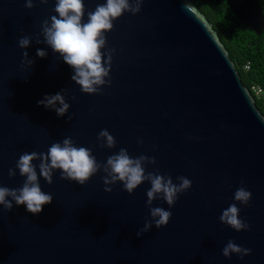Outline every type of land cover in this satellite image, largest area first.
Masks as SVG:
<instances>
[{"label":"water","instance_id":"water-1","mask_svg":"<svg viewBox=\"0 0 264 264\" xmlns=\"http://www.w3.org/2000/svg\"><path fill=\"white\" fill-rule=\"evenodd\" d=\"M225 1L238 20L262 35L258 0ZM83 2L86 23L87 12L106 0ZM34 4L27 9L24 0H0V186L22 187L26 178L16 169L21 154L47 153L70 137L101 164L120 148L133 158L155 157L147 172L170 175L177 184L184 176L192 187L170 209L167 226L153 225L138 237L151 220L150 182L132 194L117 182L108 193L103 171L82 186L60 179L57 170L52 185L39 178L41 190L53 196L41 213L14 201L10 212L0 206V264H264V116L196 3L144 0L138 14L114 20L102 49H114L111 83L98 94L83 93L71 79L72 67L43 43L41 25L57 15L56 0ZM22 36L31 37L27 49L18 45ZM37 49L47 56L38 57ZM24 51L31 66L23 62ZM62 91L70 104L63 117L38 105ZM104 129L115 148L99 146ZM33 163L39 176V161ZM241 186L252 194L248 205L234 200ZM233 203L249 230L237 232L220 221ZM152 207L169 210L160 199ZM229 240L251 254L225 258Z\"/></svg>","mask_w":264,"mask_h":264},{"label":"clouds","instance_id":"clouds-1","mask_svg":"<svg viewBox=\"0 0 264 264\" xmlns=\"http://www.w3.org/2000/svg\"><path fill=\"white\" fill-rule=\"evenodd\" d=\"M144 0H106L98 4L94 11L87 12L85 16V4L83 0H56L54 8L57 15L51 16L50 20H44L41 25L43 43L47 44L54 53L59 54L65 63L72 67L74 74L71 79L80 86L81 91L86 94H98L101 87L110 85V71L112 53L114 49L107 47L106 33L114 27L113 21L120 18L125 12L136 15L141 11ZM25 7L32 9L34 0H24ZM41 4H47L48 0H39ZM42 41L37 38L36 43ZM31 44V37L22 36L18 40L21 49H27ZM23 62L28 65L34 63L29 59L28 52L24 51ZM36 55L40 58L47 56L43 49H37ZM107 56V60L104 57ZM75 99V97H73ZM38 105L45 109L54 110L57 116L63 117L69 110L70 104L66 102L62 92L55 95H46L39 100ZM59 105V106H58ZM71 120V117L68 118ZM97 139L101 141V148L112 149L116 147V140L108 130H101ZM143 143V141H139ZM39 161V176L37 165L33 161ZM156 164L155 157L140 155L131 157L125 148H120L117 154L107 158L106 163H98L91 149L77 147L69 137L62 143L54 142L47 153L35 151L25 152L20 155L16 169L19 174L25 177L20 188H8L0 186V206L3 210L10 212L13 208V201L17 206L26 205L27 211L33 215L42 212L43 206L52 203L53 196L41 190L39 178L42 177L48 185L53 184L54 172L60 171V179L73 181L84 185L98 172L103 171L102 177L105 185L104 191L111 193V185L120 182L127 193L132 194L138 186L144 182H150L151 188L147 191L146 204L150 210L151 220L145 222L142 229L138 230L137 236L151 230L153 225L157 229L168 225L172 212L179 195L192 187V181L184 176L177 177L179 183H173L172 177L160 175L154 172H147L146 166ZM9 178L16 176L15 169L8 170ZM243 185V181H241ZM10 197L11 199H7ZM252 194L241 186L234 193V200L242 205H248ZM160 199L167 203L169 210L163 207H152L155 200ZM220 221L237 232L250 229L246 220L240 218V208L235 203L223 210ZM232 254L238 255L241 259L251 254V249L237 245L229 240L222 250L225 258H231Z\"/></svg>","mask_w":264,"mask_h":264},{"label":"trees","instance_id":"trees-1","mask_svg":"<svg viewBox=\"0 0 264 264\" xmlns=\"http://www.w3.org/2000/svg\"><path fill=\"white\" fill-rule=\"evenodd\" d=\"M193 1L220 36L243 85L250 90L257 109L264 116V99L252 91L256 86L264 89V31L261 36L256 35L234 16L225 0ZM258 3L264 12V0Z\"/></svg>","mask_w":264,"mask_h":264},{"label":"built area","instance_id":"built-area-1","mask_svg":"<svg viewBox=\"0 0 264 264\" xmlns=\"http://www.w3.org/2000/svg\"><path fill=\"white\" fill-rule=\"evenodd\" d=\"M252 91L256 97L264 99V89L256 86L252 88Z\"/></svg>","mask_w":264,"mask_h":264}]
</instances>
